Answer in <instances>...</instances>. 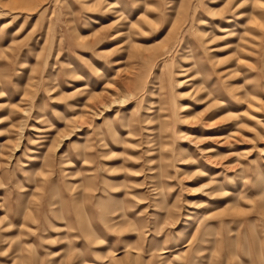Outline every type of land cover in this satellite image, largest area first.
<instances>
[{"label":"rangeland","instance_id":"1","mask_svg":"<svg viewBox=\"0 0 264 264\" xmlns=\"http://www.w3.org/2000/svg\"><path fill=\"white\" fill-rule=\"evenodd\" d=\"M0 264H264V0H0Z\"/></svg>","mask_w":264,"mask_h":264}]
</instances>
